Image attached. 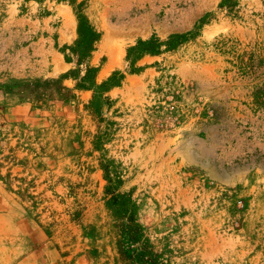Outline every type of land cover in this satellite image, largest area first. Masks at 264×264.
Masks as SVG:
<instances>
[{"label":"rangeland","instance_id":"obj_1","mask_svg":"<svg viewBox=\"0 0 264 264\" xmlns=\"http://www.w3.org/2000/svg\"><path fill=\"white\" fill-rule=\"evenodd\" d=\"M107 176L161 261L264 264V0H0V264H130Z\"/></svg>","mask_w":264,"mask_h":264},{"label":"trees","instance_id":"obj_2","mask_svg":"<svg viewBox=\"0 0 264 264\" xmlns=\"http://www.w3.org/2000/svg\"><path fill=\"white\" fill-rule=\"evenodd\" d=\"M84 39L91 33L86 28ZM86 37V38H85ZM85 42V41H84ZM106 206L110 210L122 239V252L130 264H168L160 260L136 219L134 202L125 194L117 193L114 183L107 176Z\"/></svg>","mask_w":264,"mask_h":264}]
</instances>
